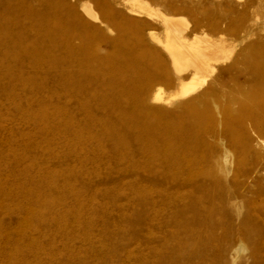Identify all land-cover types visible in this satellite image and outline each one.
<instances>
[{
  "label": "rangeland",
  "instance_id": "1",
  "mask_svg": "<svg viewBox=\"0 0 264 264\" xmlns=\"http://www.w3.org/2000/svg\"><path fill=\"white\" fill-rule=\"evenodd\" d=\"M155 10L225 54L194 93L156 79L139 104L132 87L169 62ZM67 41L87 50L70 64ZM20 42L37 59L0 94V264H264V136L243 148L264 132V91L246 88L264 0H0V54ZM205 90L225 105L194 111Z\"/></svg>",
  "mask_w": 264,
  "mask_h": 264
},
{
  "label": "bare ground",
  "instance_id": "2",
  "mask_svg": "<svg viewBox=\"0 0 264 264\" xmlns=\"http://www.w3.org/2000/svg\"><path fill=\"white\" fill-rule=\"evenodd\" d=\"M155 11L161 16L165 26V41L158 42L167 53L169 62L166 64L160 58L156 59L153 67L150 69L152 76L146 78L142 84H136L132 87L135 93L142 94L137 101L139 104H145L146 100L143 95H145L149 89H152V84L156 79L161 81V90L164 87L168 88L179 84V88L176 91L169 93L171 98L185 96L190 92L194 93L196 89L199 87L202 88V85L206 83L208 74L214 71L215 65L220 62L225 54L221 42L212 40L206 33L194 34L190 40H188L183 34V30L186 28L185 19L183 17L178 15H165L158 12V10ZM15 47L17 50L14 52H3L0 54V94H2L5 99H13L17 89L32 84L33 71H35L33 68L37 56L34 54L35 51L32 50L35 47L32 45H24L21 42L15 44ZM65 50L69 64L77 53L84 55L87 51L84 44L74 46L70 41L65 43ZM252 63L260 70L254 77V79H258V83L247 85L246 88L257 93L263 92L264 53L256 55ZM160 93V91L153 90L150 94V99L155 100V103H157V101L161 102L164 98ZM203 93H205V95H200L197 97L196 101H193L194 111L197 108V103L205 102L206 100L211 102L209 103L211 105H208L209 107L217 108L225 105V99L212 96L208 90H205ZM27 99L30 100L31 96L28 95ZM202 110L203 111L196 114V123H193V128L207 118L208 115L206 112L208 111V107L206 106ZM251 111H253V109L248 107L240 109V112L245 114ZM256 111L260 116L264 117V106L256 109ZM216 124L222 125L219 121H217ZM263 136L264 132L260 131L254 136L247 137L245 142H243V148L251 149L253 145L259 146ZM202 142H204V140L193 133V153ZM194 168L193 164V181L196 173Z\"/></svg>",
  "mask_w": 264,
  "mask_h": 264
}]
</instances>
